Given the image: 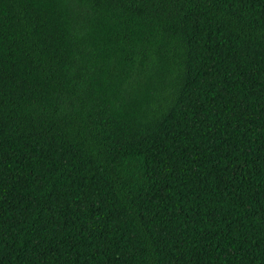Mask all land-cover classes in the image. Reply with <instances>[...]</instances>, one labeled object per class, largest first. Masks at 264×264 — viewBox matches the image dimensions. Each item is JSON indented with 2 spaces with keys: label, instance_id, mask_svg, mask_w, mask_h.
<instances>
[{
  "label": "trees",
  "instance_id": "trees-1",
  "mask_svg": "<svg viewBox=\"0 0 264 264\" xmlns=\"http://www.w3.org/2000/svg\"><path fill=\"white\" fill-rule=\"evenodd\" d=\"M0 264H264V0H0Z\"/></svg>",
  "mask_w": 264,
  "mask_h": 264
}]
</instances>
